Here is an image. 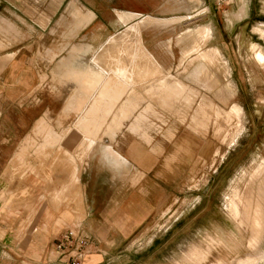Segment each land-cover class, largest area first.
<instances>
[{
  "label": "rangeland",
  "instance_id": "obj_1",
  "mask_svg": "<svg viewBox=\"0 0 264 264\" xmlns=\"http://www.w3.org/2000/svg\"><path fill=\"white\" fill-rule=\"evenodd\" d=\"M117 12L140 15L141 35L146 26L153 25L154 31L158 32L161 26L178 24L174 30L165 33L164 40L160 42V38L157 45L154 42L157 37L151 38L156 53H165L172 49L177 50L182 58V49L194 41L184 51L190 48V51L195 52L178 65L176 72H171L193 87L191 98L186 94L189 90L187 89L185 96L173 97L165 102L148 98L146 106L142 109H138L137 102L126 101L120 106L121 101L132 88L124 86L117 78L110 75L102 87L94 91L95 96L93 95L92 98H87L84 94L81 96L85 101L88 100L85 103L87 109L85 113L81 112V116L77 117L75 114L64 116L66 105H64V94L62 91L50 90L46 80V72L58 62V60L50 61L48 49H55L59 55H62L61 57L64 55L75 57L77 62H90L95 52L94 48H97L107 37L120 36V31L126 28L129 21L127 24L122 23ZM84 18L87 22L82 24ZM8 23L12 28L8 27ZM226 26L230 36L225 34ZM129 35L122 47L114 48L113 44H108L110 51L117 52L119 48L128 49L131 45L133 47V41L130 39L135 37L132 33ZM0 40L2 42L0 62L6 61L5 64L8 63L10 66L18 60L20 67L45 73L41 79V83L44 84L35 86L29 94V99L39 104V116L43 115L47 118L42 117L40 126L37 127L52 123L56 129H60L71 126L76 118L74 126L78 127L83 136L81 144H77L78 147L76 143L70 144L69 132L62 134L63 138L58 142H47L44 139L40 156H37L32 149L19 160L13 155L1 174L3 186L0 190H3L5 195L17 194L14 198H8L7 204L2 202L1 206H7L5 211L21 216L29 215L39 209V214H36L37 219L35 218L31 226L32 230L34 227H42L49 220L43 216V213L40 214L43 205L50 204L53 207L50 194L44 189L46 180L50 178L56 182L60 181L63 187L67 179V184L72 185L69 196L65 199L61 198L64 199L62 208L70 210L72 217L67 223L62 224L50 221L45 231L38 229L45 235L48 241L47 247H51L61 230L77 222L87 230L86 223L90 218V208L85 198L87 188L84 183L80 184L81 172L85 181L88 173L84 168L88 159L100 150L99 141L102 147H107L102 144V138L114 132L117 134L123 126L122 121L136 116L131 130L141 132V136L147 142L151 141V137L145 133L146 128L149 131L172 128L185 132L184 135H180V140L184 141L186 149L190 148L189 151L192 149L193 139L188 132L194 129L207 136L209 131H212L217 140L216 152L209 167L202 169L198 175L190 176L179 198H173L172 204L152 224L145 222L136 231L133 237L138 240L133 247L138 251L134 254L138 263H142L143 259L148 257L146 251H153L151 248L145 250L146 244L165 232L167 233L162 236L163 239L172 236L170 244L178 241L180 243V249L173 246L169 250V258L172 261L170 264H177L176 259L184 260V264H209L210 261L215 264V261L218 263L221 260L236 264L239 256L256 252L248 245L250 229L233 217L234 210L229 212L228 204L233 202L237 205L239 199H244V192L251 178L261 170V174H264V59L261 58L262 56L259 57V55L264 56V0H0ZM142 41V44H145L143 38ZM74 46L84 50L73 51ZM106 51L101 54V60L105 59ZM7 53H14V58L7 59ZM189 70H191L190 74L200 79L214 77L217 89L209 91L206 89L208 84L199 85L192 81L187 77ZM174 79L169 74V82ZM153 80L155 85L163 84L162 86L168 81L161 83L159 77ZM156 80L159 81L155 82ZM151 81L152 79L147 84H139L138 90L141 91V87L145 85H151ZM229 81L240 84L248 81L254 84L252 87L254 89L238 95L240 101L248 100L250 103L245 110V116L242 115L240 118L233 112L232 118L228 121L224 119V115L219 114L217 118L213 112L214 106L212 108L210 105H214L215 101L216 106L218 104L222 108H228L230 98L224 100L228 98V93L220 91L219 88ZM204 87L206 90L203 89ZM81 97L79 106H82L84 101H81ZM115 113L116 120H113ZM209 116L211 117L208 118ZM149 118L150 123H148ZM197 120L200 123H197ZM59 121L62 122L60 126ZM129 122L130 120H127L125 124ZM126 130V127L122 129L123 132ZM32 132L33 128L25 133L24 138ZM123 135L125 136L120 133L121 138L115 140L103 139L105 142L115 145L117 143L122 147L130 141ZM91 139L94 145L93 149L88 151L87 142ZM169 146H172L171 143ZM66 148L72 153L69 154ZM106 157L110 160L107 155ZM14 179L16 182L12 184L11 181ZM61 186L59 185L58 188ZM22 191H25L27 196H18ZM44 193L49 198H39L41 194L45 195ZM107 222L111 224V221ZM212 223L217 229L212 228L210 232ZM99 225L107 224L102 219H98L96 227ZM161 240L158 239L157 243ZM263 247L264 238L258 248ZM192 252L205 253L206 258L191 259L188 256ZM156 254L157 252L154 255Z\"/></svg>",
  "mask_w": 264,
  "mask_h": 264
},
{
  "label": "crops",
  "instance_id": "obj_2",
  "mask_svg": "<svg viewBox=\"0 0 264 264\" xmlns=\"http://www.w3.org/2000/svg\"><path fill=\"white\" fill-rule=\"evenodd\" d=\"M247 10L246 8V12ZM121 18L125 23L128 21L130 23L128 22L126 28L120 31V36L112 35L111 37H107L97 48L92 47L95 52L91 57V61L88 63L77 62L75 57L73 58L66 55L61 57L62 55H59L55 49H48L47 52L50 61L54 62L58 60L55 66L53 68L50 67L48 72H46V80L50 90L55 92L62 91L65 105L75 89H82V87L93 84L96 87L95 91H98L107 77L114 75L121 83L125 84L124 86H130L132 88L121 101L120 106L126 101L130 103L137 102L138 109H142L146 106L149 100L148 98L165 102L170 99L169 96L171 95L177 98L185 96V91H187V89L189 90L186 94L191 98L190 93L194 91L193 87L189 86L185 81L179 78V76H174L171 72H176L178 65L182 64V61L188 59L187 57L195 52L190 51V48L184 51L186 48L190 47L194 41L191 45L182 49V58L177 50L172 49L167 50L165 53H156V49L152 47L153 43L151 44V38L157 37V40L154 41L157 45V41L161 38L160 42H162L166 36L165 33L169 30H174L178 24L172 23L168 26H161V30H157L158 32H155L156 30L154 31L153 25L146 26L141 35L142 21L140 18H136L135 15L129 14L122 15ZM132 20H134V22H132ZM86 22L87 19L85 18L81 21L82 24ZM7 25L9 28H12L11 24L8 23ZM224 29L226 30L225 34L230 36L227 26L224 27ZM130 33L135 37V39H130L133 41L132 44L134 45L133 47L131 45L130 48L132 47L134 50L132 48V50L129 48H121L120 50L119 48V53H117L116 50L113 52H111L112 50L110 51L107 46L108 44H113L114 48L122 47L125 45L126 38L130 36ZM155 33L156 35H154ZM142 38L145 44H142ZM149 38L150 40H148ZM134 41H136V43ZM0 46H2L1 40ZM80 50L83 51L84 48L78 46L73 47V51ZM122 50H124L123 52L125 53L121 52ZM104 51H106L105 53H107V55L104 60H101L100 57ZM132 52L134 54H130ZM118 54L121 57L118 56ZM6 55L7 59L14 58V53H7ZM254 57L257 60L256 56ZM118 58L121 59L119 60ZM113 59L114 63L112 62ZM115 59H117L116 61L118 62L120 61L119 64ZM140 59L141 61H139ZM179 61L180 63L178 64ZM121 62L122 64H120ZM5 63L6 61L0 62V187L3 186L1 174L13 155L19 160L32 149L37 156H40L42 140H46V134L43 133L44 135L42 137V133L37 131V126L41 118L43 117L44 119L46 117L43 115L39 116V104L29 99V94L32 89L35 86L44 84L41 83V79L42 75L45 73L28 67H20V62L18 60L10 66H8V63ZM97 66L101 69L96 68ZM150 66H153V69ZM209 66L211 65L209 64ZM128 70L130 72H128ZM191 70L187 71V77L192 79V81L197 82L199 85L200 83H204V85L208 84V88L206 89L209 91L217 89L214 77L209 76L208 79H200L190 74L189 72ZM245 70L248 72L247 68H245ZM169 71L170 73H168ZM169 74L175 78L170 82L168 80ZM87 75L90 76L87 77ZM101 75H103V77ZM228 75H230V73H228ZM157 77H159L161 83L168 81L164 86H162L163 84H160L161 86L155 85L156 83H153V78ZM177 77L178 80H176ZM87 79L91 82L86 83L85 80ZM150 79H152V84L141 87L142 89L139 91L138 85L147 84ZM253 85L254 84L248 81H245L244 84L238 82L232 83L229 81L227 84L220 87V91L228 93V98L226 97L224 100L227 101L230 98V100H228L229 106L225 109L218 104L216 106L214 101V105H210L212 108L214 106V115L217 118L219 114L222 116L224 115V119H228V121L232 118L233 112H235L237 116H240V118L242 115L245 116V110L250 106V103L248 100L243 102L240 101L238 95L239 93H245V91L248 92L254 89L252 88L254 87ZM51 86H53V88ZM203 89L206 90L205 87ZM167 90L168 94L171 93L168 97L166 93ZM165 93L166 96L162 95ZM236 99L239 100L236 101ZM83 100V97H81V101ZM252 104L255 106L257 105L256 103ZM218 110L220 111L218 112ZM210 117L211 116L208 118ZM112 118L116 120V113ZM135 118L136 116L127 119L130 120L128 124H125L127 120L122 121L123 126L117 134L114 132L113 135H105L103 137L115 140L121 138L119 136L120 133L125 134L123 137L130 140L127 142V145L121 147L118 146L117 143L115 145L105 142L102 138V144L107 147H102L99 141L100 150L91 157L93 159L90 163L89 160H91V158L88 159L84 168L88 173L85 181L82 179L83 174L81 172L80 184L84 183L87 188L85 198H87L90 208V218H88L86 223L87 230L82 228L80 222L66 227L55 237L50 248L46 246L48 241L45 239V235L38 231V229L47 230L50 221L51 223L55 222L56 224H62L67 223L72 217V212L61 206L62 200L69 196V190L72 188V185L69 186L67 184V179L66 185L63 187L60 181L56 182L50 178L46 180L44 189L49 192L53 207L50 204L43 205L40 214L43 213V216L49 220L45 222L42 227H34L33 230L31 226H33L35 218L37 219L36 214H39V209L37 208L29 215L22 214L20 216V214L16 215L14 213H9L7 210L5 211L7 206H1V204L3 201L7 204V199L14 198L17 194L11 193L5 195L3 190H0V264H71V255H75V251L67 248L63 252H58L56 249V244L65 231H73L77 235L86 236L89 239L90 244L81 259V264H139L136 256H134L138 251L133 247L135 241L138 240V238L135 237V239L133 237L136 231H138L145 222L152 224L162 212L172 204L173 198H179L184 189L185 182L190 176L198 175L202 169L207 166L209 167V163L216 152L217 140L216 135L212 133V131H209L207 136L201 134V131L194 129L188 132L193 139L192 149L189 151L190 148L188 147V149H186L184 141L180 140V135H184L185 132L176 131L172 128H164V130L162 129L161 131H157L156 129V131H149V129L146 128L145 133L151 137V141L147 142L144 137L141 136V132H133L131 130V125L135 122ZM196 122L198 123L199 121L197 120ZM148 123H150V118ZM151 124L154 123L151 122ZM124 127H126L128 131L126 130L123 132L122 129ZM32 128L33 132L24 138L25 133ZM56 130L59 131V129ZM23 138L24 140L20 143ZM183 138L184 137H182V139ZM170 143L172 145L171 147L169 146ZM207 149L209 151H206ZM67 151L69 154L72 153L68 149ZM261 171L251 178L244 192V199H239V203H236L237 205H234L235 203L233 202L228 204L229 212L234 210L233 217L250 229L251 235L248 240V245L256 250L254 253L239 256L236 259V264H264V247L262 249L258 248L264 238V174H261ZM13 174L15 173H12V175ZM11 182L14 184L16 179ZM59 185L61 186L60 188H58ZM18 196L25 197L27 194H25V191H22ZM39 198H49V196H47V194H41ZM98 219H102L107 225H99L96 227V221ZM106 220L109 222L111 221V224L109 223V225ZM212 228H216L213 223L212 227L209 229L210 232ZM197 232L199 233L200 229ZM166 233L167 232L154 238V240L152 238V242L146 244L145 250L151 248V251H153H146L148 257L143 259L144 261L140 264H170V262H172L169 258V250L173 246H177V249H180V243L178 241L177 243L170 244L172 236L164 239L162 237L166 235ZM158 239L162 240L157 243ZM156 252L157 254L154 255ZM188 257L195 260H203L206 258V254L192 252ZM175 261L177 264H184V260L176 259ZM212 263L213 262L210 261L209 264ZM215 264L230 263L221 260L218 263L215 261Z\"/></svg>",
  "mask_w": 264,
  "mask_h": 264
},
{
  "label": "bare ground",
  "instance_id": "obj_3",
  "mask_svg": "<svg viewBox=\"0 0 264 264\" xmlns=\"http://www.w3.org/2000/svg\"><path fill=\"white\" fill-rule=\"evenodd\" d=\"M138 18H140V17H138ZM142 18V17H141ZM135 19V18H134ZM127 24V23H126ZM137 40H139V39H137ZM135 43H136V41H134ZM134 43V44H135ZM141 43V42H140ZM136 45V44H135ZM141 45V44H140ZM134 46V45H133ZM136 47V46H135ZM132 48V47H131ZM131 48H129V49H131ZM140 48V47H139ZM123 49V48H122ZM133 49V48H132ZM131 49V50H132ZM137 49V48H136ZM119 50V49H118ZM120 50H121V48H120ZM134 50V49H133ZM144 50V49H143ZM146 50V49H145ZM124 50H122L121 52H123ZM127 51V50H126ZM120 51H117V53H119ZM131 52V51H130ZM134 52H136V51H134ZM142 52V51H141ZM148 52V51H147ZM259 52V51H258ZM123 53H125V52H123ZM259 53H261V52H259ZM130 54H134L133 52L132 53H130ZM122 55V54H121ZM129 55V54H128ZM118 56H120L119 54H118ZM131 56V55H130ZM149 56V55H148ZM260 56H262L261 58H263L264 59V56L263 55H259V57ZM114 57H115V55H114ZM114 57H112V58H114ZM121 57V56H120ZM138 57H140V56H138ZM145 57V56H144ZM143 57V58H144ZM119 59V58H118ZM121 59V58H120ZM119 59V60H120ZM130 59V58H129ZM152 59V58H151ZM262 59V60H263ZM117 59H115V61H116ZM128 60V59H127ZM129 61V60H128ZM113 63H114V59H113V61H112ZM116 62H118V61H116ZM120 62V61H119ZM119 62H118V64H119ZM138 62V61H137ZM147 62H149V61H147ZM153 62V61H152ZM120 64H122V62L120 63ZM96 65V64H95ZM138 65H139V63H138ZM140 65H142V64H140ZM157 65V64H156ZM155 65V66H156ZM93 66V65H92ZM112 66H114V65H112ZM158 66V65H157ZM119 67V66H118ZM151 67V66H150ZM153 67V66H152ZM151 67V68H152ZM96 68H99L98 66L96 67ZM108 68V67H107ZM116 68H117V65H116ZM140 68V67H139ZM151 68H149V69H151ZM99 69H101V68H99ZM131 69V68H130ZM141 69V68H140ZM153 69V68H152ZM92 70V69H91ZM120 70V69H119ZM136 70V69H135ZM156 70V69H155ZM154 70V71H155ZM158 70H159V68H158ZM102 71V70H101ZM116 71V70H115ZM143 71V70H142ZM160 71V70H159ZM104 72V71H103ZM110 72V71H109ZM128 72H130L129 70H128ZM157 72V71H156ZM111 73H113V72H111ZM139 73V72H138ZM86 74V73H85ZM102 74V73H101ZM105 74V73H104ZM103 74V75H104ZM155 74V73H154ZM80 75V74H79ZM103 75H101L102 77H103ZM116 75H117V73H116ZM60 76V75H59ZM90 76V75H89ZM88 75H87V77H89ZM114 76V75H113ZM156 76H157V74H156ZM155 76V77H156ZM159 76V75H158ZM75 77V76H74ZM81 77V76H80ZM92 77V76H91ZM107 77V76H106ZM119 77V76H118ZM61 78V77H60ZM62 78H64V77H62ZM79 78V77H78ZM85 78H86V76H85ZM95 78V77H94ZM117 78V77H116ZM84 79V78H83ZM83 79H81V80H83ZM90 79V78H89ZM92 80V79H91ZM84 81V80H83ZM86 81V83H89V82H91L90 80H85ZM88 81V82H87ZM120 81V80H119ZM93 82V81H92ZM96 82V81H95ZM101 82V81H100ZM121 82V81H120ZM123 82V81H122ZM81 83H83V82H81ZM103 83V82H102ZM125 85V84H124ZM128 85V84H127ZM129 86V85H128ZM130 87V86H129ZM95 89H96V87L92 84V85H88L87 87H82V89H75L74 90V92L71 94V96L68 98V100H67V103H66V105H65V110L63 111V114H64V116H70L71 114H75V116L77 117L78 115H80L81 116V112H83V113H85L86 112V107H85V103L88 101H83V105L82 106H79V99H80V97L81 96H83V94L85 95V96H87V98H92L93 97V95L95 96V94H93L94 93V91H95ZM168 92V90L166 91V93ZM166 93L165 94H162V95H165L166 96ZM170 95H171V93H169ZM169 94L167 93V97L169 96ZM156 95V94H155ZM161 95V96H162ZM152 96V95H151ZM157 96V95H156ZM160 96V97H161ZM165 96H164V98H165ZM174 96V95H173ZM172 95L171 96H169V98H171V97H173ZM153 97V96H152ZM151 97V98H152ZM163 97V96H162ZM175 97V96H174ZM157 98V97H156ZM159 98V97H158ZM92 109V108H91ZM93 111V110H92ZM80 118V117H79ZM81 119V118H80ZM77 121H80V120H77ZM75 122H76V118H75ZM73 123L71 126H67V127H61L60 129H59V131H57L56 130V128L54 127V126H52V125H50V124H48V123H46V124H41L42 126L41 127H37V131H40L41 133H45L46 134V140L45 141H47V142H50V141H54V142H58L61 138H63V135L62 134H65V133H67V132H69L70 133V135L68 136L69 137V140H70V144H73L74 143V145H75V143H76V145L77 144H81V142H82V140H83V136H82V134L79 132V130L74 126V125H76V123ZM62 122L61 121H59V126H60V124H61ZM40 126V125H39ZM57 126V125H56ZM78 126H80V125H78ZM83 127V126H82ZM82 130V129H81ZM40 134V133H39ZM113 135V134H112ZM43 136V135H42ZM66 136V135H65ZM45 138V137H44ZM65 138V137H64ZM44 141V142H45ZM61 142H62V140H61ZM67 143V142H66ZM65 143V144H66ZM88 144V151H90L91 149H93V145H94V141L91 139V141H88L87 142ZM69 146H71V145H69ZM77 147H78V145H77ZM25 150V149H24ZM71 150V149H70ZM73 150V149H72ZM93 152V151H92ZM257 235V234H256Z\"/></svg>",
  "mask_w": 264,
  "mask_h": 264
},
{
  "label": "built area",
  "instance_id": "obj_4",
  "mask_svg": "<svg viewBox=\"0 0 264 264\" xmlns=\"http://www.w3.org/2000/svg\"><path fill=\"white\" fill-rule=\"evenodd\" d=\"M89 244V239L86 236L77 235L73 231H65L60 236L56 249L58 252H63L67 248L73 249L75 255H71V264H81V259L86 253Z\"/></svg>",
  "mask_w": 264,
  "mask_h": 264
},
{
  "label": "flooded vegetation",
  "instance_id": "obj_5",
  "mask_svg": "<svg viewBox=\"0 0 264 264\" xmlns=\"http://www.w3.org/2000/svg\"><path fill=\"white\" fill-rule=\"evenodd\" d=\"M117 14H118V17H119V19H120V21H121L122 23H125V22L122 20L121 16H122V15H125V14L135 15L136 18L141 17V16L138 15V14L128 13V12H117ZM144 17H146V16H144Z\"/></svg>",
  "mask_w": 264,
  "mask_h": 264
}]
</instances>
